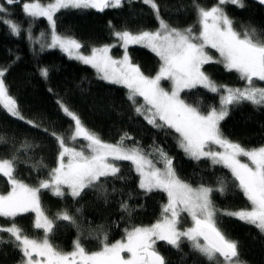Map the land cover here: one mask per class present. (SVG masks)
I'll use <instances>...</instances> for the list:
<instances>
[{
	"label": "snow or ice",
	"instance_id": "snow-or-ice-1",
	"mask_svg": "<svg viewBox=\"0 0 264 264\" xmlns=\"http://www.w3.org/2000/svg\"><path fill=\"white\" fill-rule=\"evenodd\" d=\"M19 3L21 0H6L7 5ZM123 3L124 0H25L22 9L28 17L48 21L51 26L49 47H59L70 58L95 68L100 79L124 86L137 114L143 115L153 127L174 130L178 134V146L190 158L209 159L212 164L229 169L249 207L235 211L217 209L211 196L214 191L224 192L223 180L218 181L216 189L204 185L194 188L180 179L171 157L163 149H156L164 164L159 168L149 159L150 154H145L139 147L125 145V140L129 139L127 134L116 144L104 142L68 106L60 103L63 112L74 122V132L67 138L52 133L60 151L57 166L49 170L48 178L39 180L35 186L29 185L17 177L18 155L0 157V176L10 185L7 193H0V218L9 221L7 226L0 225V233H8L14 238L12 242L23 256L21 264H165V258L155 247L157 241H165L179 249L182 239L189 241L210 264H243L238 242L220 229L217 214L234 216L264 233V146L246 148L228 139L220 129V122L229 115L230 105L247 101L264 107V86L255 83L264 82V32L252 28L241 33L234 28L233 20L222 5L243 8V0H217V4L210 8L193 0L198 32L194 31L196 25L183 30L172 27L161 17L156 0H143L153 10L159 26L154 31L133 33L125 29L114 32L124 48L123 58L119 60L109 55L110 47L115 45L94 48L91 55L85 56L80 53L79 42L56 32L55 17L62 9L103 12L109 7L120 8ZM260 3L264 4V0ZM5 13L9 15H3ZM0 23L5 24L12 34L20 35V24L10 18L9 9L4 6H0ZM133 44L146 47L159 57L161 63L154 76L145 75L138 65L132 63L128 47ZM209 48L219 54L218 58L206 51ZM210 63L223 64L227 71H235L246 86L229 88L217 85L202 70ZM6 71L7 68H0V105L11 116L26 120L17 101L8 92L4 81ZM41 75L47 77L48 70L41 69ZM162 81L170 82V89L166 90ZM198 85L211 92L223 90L226 93L221 96L219 108L212 107L205 113L181 98V92ZM138 97L143 103H138ZM26 122L38 127L33 121ZM78 139L86 142L79 149L67 143ZM6 143L5 137L0 135V144ZM21 147L33 146L25 142ZM114 161H131L141 177L142 189L167 194L162 219L151 226L126 229L125 237L113 243H109L105 235L101 247L93 252H89L79 238L74 241L71 252L61 250L50 239L56 221L75 224V218L67 210L57 212L54 218L46 215L40 200L41 190L47 189L63 197L67 188V194L76 198L85 189L102 188V177H116L120 172ZM40 166L46 167L42 161ZM122 208L127 209V205L122 204ZM29 212L35 214L34 227L43 230L40 238L29 236L16 222L18 216ZM183 213L191 218L192 225L182 230L179 225ZM0 243L8 241L0 236ZM125 253L128 255H123Z\"/></svg>",
	"mask_w": 264,
	"mask_h": 264
},
{
	"label": "trees",
	"instance_id": "trees-1",
	"mask_svg": "<svg viewBox=\"0 0 264 264\" xmlns=\"http://www.w3.org/2000/svg\"><path fill=\"white\" fill-rule=\"evenodd\" d=\"M24 2L21 0L19 4L7 5L0 0V6L9 9L10 18L21 26L20 35H14L5 24L0 23V68H7L4 81L20 112L27 121L38 125L33 127L26 120L11 116L0 105V135L7 140L6 144H0V157L18 155L16 174L20 180L35 186L39 180L48 178L49 170L57 166L60 148L52 133L67 138L74 132V122L60 107L63 103L104 142L116 144L127 134L129 139L125 140V145L139 147L145 154H150L149 159L159 168H163L164 164L156 149H163L171 157L180 179L194 188L204 185L216 189L218 181L223 180L226 185L224 192L214 191L211 196L217 209L235 211L249 207L226 168L206 159L188 158L178 146V134L167 127L156 128L148 124L137 114L124 88L102 81L93 69L67 58L59 50H39L33 46L31 38L40 33L48 34L50 27L45 18L26 16L22 9ZM156 2L161 17L172 27L183 30L196 25L193 0ZM196 2L207 8L217 4V0ZM243 4V8L233 4L222 5L233 20L234 28L241 33L252 28L264 32V8L251 0H243ZM55 19L57 34L75 39L81 44L84 54H88L93 47L112 44L116 31L126 29L137 33L141 30L154 31L159 26L153 10L143 0L126 1L120 8L109 7L103 12L96 9H62ZM198 27L196 25L194 31ZM208 52L218 58L215 51L209 49ZM121 53L118 45L113 54L118 57ZM129 57L145 75L154 76L159 69L158 57L145 48L130 47ZM45 68L48 70L47 77L41 75V69ZM202 70L218 85L244 86L238 73L227 71L223 64H206ZM180 96L205 113L212 107L220 106L218 95L203 88L186 90ZM220 129L228 139L246 148L264 146V107L246 101L230 105L229 115L220 122ZM25 142L33 147L22 149ZM67 143L78 149L83 144L80 140H68ZM41 161L46 167L40 166ZM114 163L120 168L116 177H102V188L85 189L79 197H57L47 189L41 190L40 200L46 215L54 218L57 212L67 210L75 218V224L56 221L50 239L61 250L71 252L74 241L79 238L85 248L93 252L101 247L105 235L108 242L113 243L124 238L126 229L151 226L161 219L165 194L142 190L131 163ZM9 189L6 178L0 176V193H7ZM122 204H126L127 209H123ZM217 221L220 229L238 242L243 264H264V233L231 216L218 213ZM16 222L29 236H43V231L34 227L32 213L18 216ZM8 224L7 219L0 218V225ZM0 236L8 241L0 243V264H21L23 256L12 242L14 238L8 233H0ZM155 247L165 258V264H210L185 239H182L179 249L165 241H158Z\"/></svg>",
	"mask_w": 264,
	"mask_h": 264
},
{
	"label": "rangeland",
	"instance_id": "rangeland-1",
	"mask_svg": "<svg viewBox=\"0 0 264 264\" xmlns=\"http://www.w3.org/2000/svg\"><path fill=\"white\" fill-rule=\"evenodd\" d=\"M69 9H74V8H69ZM49 27H50V30H49V33L48 34H44V33H40V34H37V35H35L34 37H32L31 38V42H32V44H33V46H37L36 48L37 49H39V50H59L60 52H62L67 58H69V59H71V60H75V61H77V62H79V63H81V64H84V63H82L80 60H77V59H73V58H70L69 57V55L66 53V52H64V51H62L59 47H55V48H53V47H49L48 45H50V43H51V26L49 25ZM198 30H199V27H198ZM198 30H197V32H198ZM114 38H115V41L112 43V44H110V45H105V46H112V45H115L114 47H110V52H109V55L110 56H112V58L113 59H117V60H119V59H122L123 58V55H124V48L121 46V42L117 39V37L114 35ZM120 46V48L122 49V53L118 56V57H116L114 54H113V50L117 47V46ZM133 46H138V47H142V46H140V45H136V44H133V45H129V47H128V55H129V48L130 47H133ZM102 47H104V46H101V47H93V48H91V50H90V52L88 53V54H84V53H82L81 52V49H80V53L81 54H83V55H85V56H88V55H91V52H92V49H94V48H102ZM142 48H145V49H147V50H149L148 48H146V47H142ZM210 49V48H209ZM209 49H206V51H208ZM210 50H213V51H215L214 49H210ZM150 51V50H149ZM151 53H153L155 56H156V54L154 53V52H152V51H150ZM216 52V51H215ZM210 54V53H209ZM218 54V53H217ZM211 55V54H210ZM219 55V54H218ZM158 59H159V57H158ZM159 62L161 63V61L159 60ZM84 65H86V64H84ZM86 66H88V67H90L91 69H93V71L96 73V75H97V77L99 78V76H98V73H97V71H96V69L95 68H93V67H91L90 65H86ZM158 72V71H157ZM235 72V71H234ZM100 79V78H99ZM102 80V79H101ZM102 81H104V82H106V83H109L108 81H106V80H102ZM244 82V86H242V87H240V88H244L245 86H246V82L245 81H243ZM255 83H257L258 85H260V86H264V82H259V81H255ZM109 84H112V83H109ZM217 84V83H216ZM113 85H117V86H119V87H122V88H124L126 91H127V94H128V90L124 87V86H122V85H120V84H113ZM162 85L164 86H167V87H165V89L166 90H168V89H170V87H171V85H170V82H168V81H162ZM218 85V84H217ZM196 87H199V88H203V89H205V90H207V91H209L207 88H204V87H202V86H196ZM196 87H194V88H196ZM229 88H233V87H229ZM191 89H193V88H191ZM186 90H190V89H185L184 91H186ZM183 91V92H184ZM183 92H181V94L183 93ZM209 92H211V91H209ZM211 93H214V94H216V95H218V98H219V104L221 105V96L222 95H226V93L225 92H223V90H221L220 92H211ZM180 94V95H181ZM139 100H140V102H139ZM137 101H138V103H143V99L141 98V97H138L137 98ZM247 102V101H246ZM250 103V102H249ZM220 107V106H219ZM139 115V114H138ZM147 123H148V121L145 119V117L143 116V115H140ZM149 124V123H148ZM151 125V124H150ZM151 126H153V125H151ZM157 128V127H156ZM79 140V139H78ZM83 144L84 143H86L85 141H83V140H80ZM180 148V147H179ZM213 148L214 149H216V150H220V149H218V146H213ZM181 149V148H180ZM182 150V149H181ZM183 151V150H182ZM184 152V151H183ZM185 153V152H184ZM185 155L188 157V158H190L186 153H185ZM190 159H192V158H190ZM242 160H246V158H241ZM193 160H196V159H193ZM206 160H209V159H206ZM210 162H211V160H209ZM114 162H116V161H114ZM113 162V163H114ZM126 162H129V163H131V161H126ZM132 164V163H131ZM217 165H220V166H223V165H221V164H217ZM132 166H133V168H134V170H135V173L138 175V177H139V182H140V180H141V177H140V175L138 174V172L136 171V169H135V166L132 164ZM164 167V166H163ZM224 167V166H223ZM225 168V167H224ZM227 169V168H226ZM228 171H229V169H227ZM230 172V171H229ZM231 173V172H230ZM141 188V187H140ZM142 189V188H141ZM10 190V189H9ZM8 190V191H9ZM142 190H144V191H146L145 189H142ZM52 195H54L50 190H48ZM64 191H65V195H68V196H70V197H72L70 194H67L68 193V189L67 188H65L64 189ZM153 191H159V190H153ZM160 192H163V191H160ZM164 194H165V196H166V203L164 204V205H166L167 204V201H168V198H167V194L165 193V192H163ZM54 196H56V195H54ZM57 197H59V196H57ZM73 198V197H72ZM164 205H163V207H164ZM163 207H162V213H161V219H162V215H163ZM31 213V212H30ZM33 215H34V219H35V214L34 213H32ZM231 217H233V218H236V217H234V216H231ZM237 219V218H236ZM239 220V219H238ZM242 221V220H241ZM244 222V221H243ZM192 225V221H191V218L187 215V213H183L182 215H181V223H180V228L183 230V229H185V228H187V227H190ZM42 230V229H41ZM43 231V230H42ZM125 237V236H124ZM121 240V239H120ZM186 240V239H185ZM158 242V241H157ZM202 242V241H201ZM123 255H125V256H127L128 254H123Z\"/></svg>",
	"mask_w": 264,
	"mask_h": 264
},
{
	"label": "water",
	"instance_id": "water-1",
	"mask_svg": "<svg viewBox=\"0 0 264 264\" xmlns=\"http://www.w3.org/2000/svg\"><path fill=\"white\" fill-rule=\"evenodd\" d=\"M4 1L6 2V0H4ZM126 1H128V0H124V2H126ZM251 1L260 4L264 8V4L260 3V0H251Z\"/></svg>",
	"mask_w": 264,
	"mask_h": 264
}]
</instances>
